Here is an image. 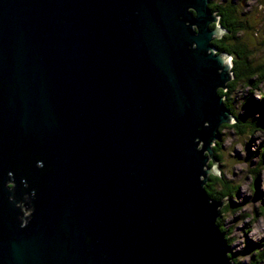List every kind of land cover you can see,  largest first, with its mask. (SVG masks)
<instances>
[{
	"label": "water",
	"instance_id": "1",
	"mask_svg": "<svg viewBox=\"0 0 264 264\" xmlns=\"http://www.w3.org/2000/svg\"><path fill=\"white\" fill-rule=\"evenodd\" d=\"M209 2L0 0V264H236Z\"/></svg>",
	"mask_w": 264,
	"mask_h": 264
},
{
	"label": "trees",
	"instance_id": "2",
	"mask_svg": "<svg viewBox=\"0 0 264 264\" xmlns=\"http://www.w3.org/2000/svg\"><path fill=\"white\" fill-rule=\"evenodd\" d=\"M209 6L211 10L219 14V20L216 24L220 23L226 28L227 33L222 37H215L214 42L216 45L234 55L232 58V71L233 77L228 81V88H220L219 92L225 94V103L227 107L234 113L235 121L229 123H222L220 125L219 136L214 145L215 155L221 158V147L223 148L222 128L230 127L234 128L240 134H246L249 132L252 141L258 140L256 148L249 149L250 154L247 156L249 159L257 156L256 164L250 167L251 172L254 175L253 189L251 197L256 198L260 201L255 206L254 212L264 214V185L261 182V174L264 172V91H260V100L254 98L251 94L252 89L249 93L243 97L242 105L248 109V112H241L240 109L235 105V94L236 88L239 85L249 86L252 85L255 89H260L261 83L264 81V62H258L255 58L254 49L251 45L246 42L245 36L240 33L246 30L248 27L245 23L239 22V14L237 7L228 1L225 7L210 0ZM254 89V90H255ZM258 132L263 133L261 137L256 138L254 135ZM240 182H232L231 178H227L225 175L211 172L208 175V179L205 183L206 190L214 199L221 200L223 197L228 195V201L221 206L220 215L217 218V223L222 231H225V239L227 245L230 247L232 240L230 241L232 228L225 223L224 210L234 209V211L241 208L242 202L237 203L235 200L240 194L241 190ZM238 205V206H237ZM249 216V215H248ZM253 216V215H252ZM256 216V215H255ZM248 250L253 251L250 261H243L239 259L238 252L231 250L229 252L230 257L236 264H258L264 258V236L257 240L248 241Z\"/></svg>",
	"mask_w": 264,
	"mask_h": 264
},
{
	"label": "rangeland",
	"instance_id": "3",
	"mask_svg": "<svg viewBox=\"0 0 264 264\" xmlns=\"http://www.w3.org/2000/svg\"><path fill=\"white\" fill-rule=\"evenodd\" d=\"M222 7L231 1L237 7L239 14V22L245 23L248 27L246 30L241 31V35L245 36L246 42L254 49L255 58L258 62H264V0H212ZM220 24V23H219ZM222 32V36L227 33ZM230 60L232 58L230 57ZM235 105L241 112H248L246 106L242 105L243 97L249 93L254 98L260 100V91H264V81L260 85V89H255L252 85L241 86L236 88ZM255 89V90H254ZM236 119V118H235ZM235 119L233 121H235ZM223 148L221 147V158H217V168L219 173L227 178H231L232 182H240L241 190L238 194L237 203L242 202L241 208L234 211V209L224 210V218L226 225L232 228L230 237L231 246L230 250L238 252L239 259L243 261H250L252 256L251 250H248V241L257 240L264 236V214L255 213V206L260 203L256 198L251 197L253 189L254 175L250 170V167L256 164L257 156L249 159L247 156L250 154L249 149L256 148L258 140L250 143L251 137L249 132L245 135L238 133L234 128L223 127L222 128ZM263 133L258 132L254 136L259 138ZM263 137V136H262ZM217 140V139H216ZM216 140L214 145L217 144ZM252 140V139H251ZM261 182L264 185V172L261 174ZM254 194V193H253ZM228 201L223 203V205ZM222 205V206H223ZM238 206V205H237ZM249 215V216H248ZM253 215V216H252ZM256 215V216H255ZM258 264H264V258Z\"/></svg>",
	"mask_w": 264,
	"mask_h": 264
},
{
	"label": "flooded vegetation",
	"instance_id": "4",
	"mask_svg": "<svg viewBox=\"0 0 264 264\" xmlns=\"http://www.w3.org/2000/svg\"><path fill=\"white\" fill-rule=\"evenodd\" d=\"M8 184H9V186H12V185H14V182L13 181H9Z\"/></svg>",
	"mask_w": 264,
	"mask_h": 264
},
{
	"label": "bare ground",
	"instance_id": "5",
	"mask_svg": "<svg viewBox=\"0 0 264 264\" xmlns=\"http://www.w3.org/2000/svg\"><path fill=\"white\" fill-rule=\"evenodd\" d=\"M229 61H230V56H229Z\"/></svg>",
	"mask_w": 264,
	"mask_h": 264
}]
</instances>
